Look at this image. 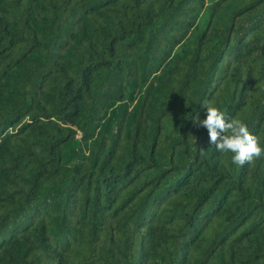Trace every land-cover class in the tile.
Returning <instances> with one entry per match:
<instances>
[{"label": "trees", "instance_id": "1", "mask_svg": "<svg viewBox=\"0 0 264 264\" xmlns=\"http://www.w3.org/2000/svg\"><path fill=\"white\" fill-rule=\"evenodd\" d=\"M205 102L264 146V0H0V264H264Z\"/></svg>", "mask_w": 264, "mask_h": 264}, {"label": "clouds", "instance_id": "2", "mask_svg": "<svg viewBox=\"0 0 264 264\" xmlns=\"http://www.w3.org/2000/svg\"><path fill=\"white\" fill-rule=\"evenodd\" d=\"M203 108L206 109V118L201 120L197 117L195 122L198 127L207 129L210 143L218 153H231V162L240 167L264 158V146L250 132L246 123L240 119L227 118L210 102H205Z\"/></svg>", "mask_w": 264, "mask_h": 264}]
</instances>
